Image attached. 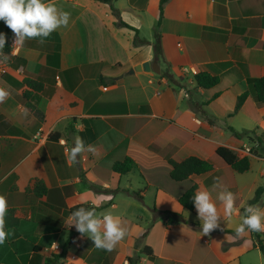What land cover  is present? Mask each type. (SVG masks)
<instances>
[{"label": "crops", "instance_id": "crops-1", "mask_svg": "<svg viewBox=\"0 0 264 264\" xmlns=\"http://www.w3.org/2000/svg\"><path fill=\"white\" fill-rule=\"evenodd\" d=\"M54 2L71 14L67 27L43 42L25 40L15 53L10 46L8 54L0 51V88L9 93L0 102V194L12 210L0 264H47L60 253L59 264H264V232L258 238L233 231L264 185V155L247 151L250 139L230 129L264 134V105L249 83L264 76V0H169L162 17L161 0H115L129 26L102 1ZM145 62L160 72H132ZM192 69L222 77L219 97L210 99ZM26 81L44 86L34 92L39 114L27 106ZM76 137L96 152L85 151L70 165L66 153ZM219 147L248 156L250 170L233 169ZM190 156L211 160L214 169L173 180L169 160ZM125 157L135 167L116 181L113 164ZM36 179L45 194L31 190ZM193 184L209 189L221 212L218 193L226 187L235 194L230 221L221 218L208 235L196 208L179 201ZM93 201L97 212L112 211L127 229L110 252L65 225L72 208ZM54 243L60 248L52 250Z\"/></svg>", "mask_w": 264, "mask_h": 264}, {"label": "clouds", "instance_id": "clouds-1", "mask_svg": "<svg viewBox=\"0 0 264 264\" xmlns=\"http://www.w3.org/2000/svg\"><path fill=\"white\" fill-rule=\"evenodd\" d=\"M70 13L58 8L54 0H0V22H3L15 36L14 46L22 45L25 40L39 37L41 42L61 27H67ZM7 35L0 32V51L5 48ZM4 60L8 57L4 56ZM9 93L0 88V102ZM95 154L96 149L85 145L84 141L76 137L70 152L66 153L68 163H78V156L85 152ZM214 186L220 187L217 177ZM193 203L201 221L203 235L210 234L220 226L221 218L229 222L235 208V194L229 189L222 188L218 193V201L222 205V212L212 192L207 188H198L193 195ZM98 205L93 201L90 207H75L65 225L75 227L81 236H87L93 241L97 249L112 251L127 234L122 219L112 211L97 212ZM7 214L6 197L0 194V246L8 239L9 232L5 227ZM237 237H242L246 231L264 232V208L258 204H249L244 208L241 222L233 230ZM227 240L229 238L227 237Z\"/></svg>", "mask_w": 264, "mask_h": 264}, {"label": "trees", "instance_id": "trees-1", "mask_svg": "<svg viewBox=\"0 0 264 264\" xmlns=\"http://www.w3.org/2000/svg\"><path fill=\"white\" fill-rule=\"evenodd\" d=\"M105 3H108L113 13L119 18V24L129 26L127 23L121 20L119 9L115 6L114 1L115 0H98ZM169 0H161L160 2V15L163 16L164 13V7L165 4ZM10 29L6 27L5 33L8 35L10 33ZM5 54L9 53V41L7 39L5 48L3 49ZM165 76L173 81L177 82L175 78L167 72L164 73ZM195 80L199 87L203 88L209 95L210 99L214 100L217 97H219L222 88L220 87L222 77L218 74L211 73L206 70H199L195 75ZM28 86L23 91L24 98L27 100V106L33 109L35 113L39 114V110L36 106V98L35 93H40L44 86L40 83L32 82V81H26L25 82ZM251 86V92L254 95L255 100L260 104L264 105V76H258L256 78L250 79L249 81ZM35 92V93H34ZM250 96V92H244L238 96L237 106L236 110H239L243 103L246 101V99ZM34 101V102H32ZM253 117L255 119H258L259 116L257 114H253ZM232 132L239 137L246 136L252 141L255 147H252L250 149V152L254 155L262 156L264 155V134H258L256 130H244L242 132L236 131L234 128H230ZM253 135V136H252ZM217 154L233 169H235L238 172H246L249 171L251 168V160L248 156H244L242 158H239L236 154H234L229 148L227 147H219L217 149ZM170 164V177L175 181H184L189 179L192 175H200L207 173L214 169V163L211 160L203 159L198 156H190L182 161H175L173 159L169 160ZM1 165V162H0ZM135 167V161L131 157H125L122 160H117L114 162L112 170H113V178L116 181L120 180V177L128 172H130ZM30 190V189H29ZM33 192L37 195H43L47 192V187L45 183L40 180L36 179L34 181L33 188H31ZM197 190V184H193L185 193H183L179 197L180 203L189 210H194L195 206L193 203V195L195 191ZM264 195V185H261L257 188L255 196L248 202L249 204H258L261 206L262 204V198ZM246 205V206H247ZM82 206V205H79ZM76 206V207H79ZM245 206V207H246ZM242 208L244 213V208ZM75 208V207H74ZM74 208L71 209V212L74 210ZM12 210H7V214H10ZM165 213H171L169 211ZM195 225H198V223H194ZM258 238L259 233L253 232ZM260 248L262 251H264V245L259 240ZM145 253L147 255H152V249L149 246L145 247ZM62 258V253L60 254H53V256L49 257L47 260V264H59L60 259ZM131 262H133L132 258L130 259ZM219 264V261H218Z\"/></svg>", "mask_w": 264, "mask_h": 264}, {"label": "built area", "instance_id": "built-area-1", "mask_svg": "<svg viewBox=\"0 0 264 264\" xmlns=\"http://www.w3.org/2000/svg\"><path fill=\"white\" fill-rule=\"evenodd\" d=\"M14 42H15V36H14V34H13V35L11 36L10 40H9V46L11 47L12 51L15 53V52L19 49L20 45H18V46H14ZM192 71H193L194 73H197V70H195V69H192ZM246 150H247V151H250V148H246ZM51 248H52V250H57V249L60 248V246H59L58 244H55V243H54V244L51 246Z\"/></svg>", "mask_w": 264, "mask_h": 264}, {"label": "water", "instance_id": "water-1", "mask_svg": "<svg viewBox=\"0 0 264 264\" xmlns=\"http://www.w3.org/2000/svg\"><path fill=\"white\" fill-rule=\"evenodd\" d=\"M142 67H144L146 70H151V68H153L155 71L160 72L159 66L155 67V65H151L149 62H145L143 66H136L134 69H132V72H134L135 70H141Z\"/></svg>", "mask_w": 264, "mask_h": 264}, {"label": "rangeland", "instance_id": "rangeland-1", "mask_svg": "<svg viewBox=\"0 0 264 264\" xmlns=\"http://www.w3.org/2000/svg\"><path fill=\"white\" fill-rule=\"evenodd\" d=\"M3 25H4L3 22H0V28H1ZM186 81H187V80H186ZM186 98L188 99V97H186ZM191 102H192V103H191ZM189 103H190L193 107H195L194 104H193V101H192V100H190ZM252 136H253V135H252ZM251 144H252V147H255L254 144L252 143V141H251ZM252 147H248V148L251 149ZM246 148H247V147H246ZM246 148H245V149H246Z\"/></svg>", "mask_w": 264, "mask_h": 264}]
</instances>
